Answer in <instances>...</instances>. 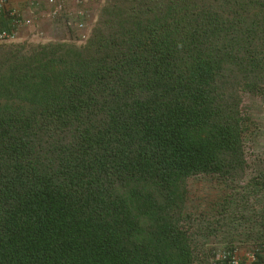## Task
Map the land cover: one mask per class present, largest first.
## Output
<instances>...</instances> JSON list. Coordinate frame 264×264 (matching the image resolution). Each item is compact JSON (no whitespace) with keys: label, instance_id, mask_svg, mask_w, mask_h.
<instances>
[{"label":"trees","instance_id":"trees-1","mask_svg":"<svg viewBox=\"0 0 264 264\" xmlns=\"http://www.w3.org/2000/svg\"><path fill=\"white\" fill-rule=\"evenodd\" d=\"M98 11L86 42L0 44V264H197L189 181L249 168L264 0Z\"/></svg>","mask_w":264,"mask_h":264},{"label":"rangeland","instance_id":"rangeland-1","mask_svg":"<svg viewBox=\"0 0 264 264\" xmlns=\"http://www.w3.org/2000/svg\"><path fill=\"white\" fill-rule=\"evenodd\" d=\"M99 14L100 11L94 21H98ZM96 24H90L89 35ZM49 41L79 42L69 40L59 28L49 40L29 43ZM245 106L253 120L252 132L247 138L249 168L245 176L236 181L204 176L189 181L187 211L194 219L197 264H214V254L232 249L238 251L244 264H249L246 255L256 245H264V186L261 185L264 183V89L256 97L246 94Z\"/></svg>","mask_w":264,"mask_h":264},{"label":"built area","instance_id":"built-area-1","mask_svg":"<svg viewBox=\"0 0 264 264\" xmlns=\"http://www.w3.org/2000/svg\"><path fill=\"white\" fill-rule=\"evenodd\" d=\"M105 0H76L69 8L65 0H27L25 6L12 9L8 0H0V18L7 11L11 21L8 29H0V44L20 43V29L32 27L37 21L48 20L64 30L79 33V42L89 38L90 24ZM45 4L42 8V5ZM214 264H244L237 250L223 251L214 257ZM261 261V262H260ZM246 263L264 264V246L246 255Z\"/></svg>","mask_w":264,"mask_h":264},{"label":"crops","instance_id":"crops-1","mask_svg":"<svg viewBox=\"0 0 264 264\" xmlns=\"http://www.w3.org/2000/svg\"><path fill=\"white\" fill-rule=\"evenodd\" d=\"M10 3V8L16 9L25 6L27 0H8ZM69 8L74 9L76 7V0H65ZM46 6L42 5V8ZM8 12L6 11L4 15L0 18V29H8L10 20L8 17ZM62 28L61 25L52 23L48 20L37 21V23L32 27H23L20 29V43H29L33 41H46L51 38L52 35L57 33L58 29Z\"/></svg>","mask_w":264,"mask_h":264}]
</instances>
